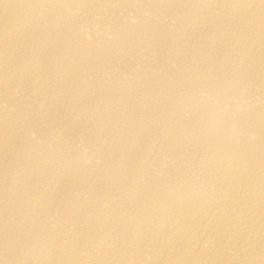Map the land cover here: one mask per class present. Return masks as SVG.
<instances>
[{"label": "bare ground", "instance_id": "1", "mask_svg": "<svg viewBox=\"0 0 264 264\" xmlns=\"http://www.w3.org/2000/svg\"><path fill=\"white\" fill-rule=\"evenodd\" d=\"M0 264H264V0H0Z\"/></svg>", "mask_w": 264, "mask_h": 264}]
</instances>
